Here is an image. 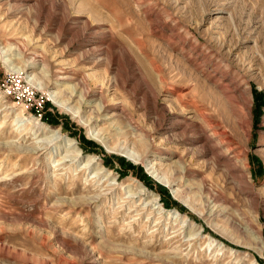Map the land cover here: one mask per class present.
Listing matches in <instances>:
<instances>
[{
  "label": "rangeland",
  "instance_id": "obj_1",
  "mask_svg": "<svg viewBox=\"0 0 264 264\" xmlns=\"http://www.w3.org/2000/svg\"><path fill=\"white\" fill-rule=\"evenodd\" d=\"M0 264H264V0H0Z\"/></svg>",
  "mask_w": 264,
  "mask_h": 264
},
{
  "label": "bare ground",
  "instance_id": "obj_2",
  "mask_svg": "<svg viewBox=\"0 0 264 264\" xmlns=\"http://www.w3.org/2000/svg\"><path fill=\"white\" fill-rule=\"evenodd\" d=\"M71 95H73L75 92H74V90L71 88ZM49 93V95H48V97H49V99L54 103V104H56V105H58V106H61L62 108H67V107H65L64 106V101L62 102V101H60V98H59V93L58 92H55V91H49L48 92ZM67 109H70V108H67ZM66 109V110H67ZM35 135H36V137H38V136H43L39 141L40 142H49V140H48V138H50L51 140L52 139H56V140H58V141H60V143H63L64 145H66V150H67V155L65 154L64 156H66V157H71V160H75L76 162H81V161H83L82 162V167H84V168H88V169H94V177H98V175H100V174H102L103 173V171H102V168L101 167H99L97 164H96V161L94 160V158H93V156L92 157H87V156H85L84 157V155H82L81 153H80V150H79V148L76 146V142H75V140H73V139H70V138H68V137H66V136H64V137H61L59 134L60 133H58V130H52V129H50L49 127L47 128H41V127H39L37 130H34V132H33ZM53 141V140H52ZM56 142V141H55ZM127 154V156L131 159H133L134 161H136V160H138L137 158H134V156L132 155V154H128V153H126ZM66 157H64V158H66ZM64 160V159H63ZM67 160V159H66ZM146 168V170L154 177V178H157V176L155 175V171L154 170H152L151 169V167H149V166H146L145 167ZM158 179V178H157ZM161 183H163V184H165V185H167V186H169V187H171V184H170V182L169 181H167V180H165V179H158ZM139 186L141 187V189H142V191L141 192H143V193H145L144 192V187L142 186V185H140L139 184ZM171 191H172V193H173V195L175 196V191H174V189L171 187ZM148 202V204H151V203H159V201H156V197H154V194L153 195H151V198L147 201ZM174 213L175 214H177V212H175L174 211Z\"/></svg>",
  "mask_w": 264,
  "mask_h": 264
},
{
  "label": "trees",
  "instance_id": "obj_3",
  "mask_svg": "<svg viewBox=\"0 0 264 264\" xmlns=\"http://www.w3.org/2000/svg\"><path fill=\"white\" fill-rule=\"evenodd\" d=\"M86 142L89 143V144H91V145L94 144V143L90 142L89 140H86ZM119 160H120L121 163H124V160L123 159H119ZM126 166L129 168L131 166V164L130 163L129 164H126ZM136 170H138V172L141 173L140 175H141V178H142L143 182L148 184V182H149L148 181L149 180L148 175H146V173L144 174L143 171L141 170V168H137ZM157 189H158V192L160 193V195H166V191H165L166 189L163 188V186L162 187H159ZM172 204L174 206H176L179 210H184L182 206H180L176 202L170 200V198H169V202H168V200L167 201H164V206H166V207H170Z\"/></svg>",
  "mask_w": 264,
  "mask_h": 264
},
{
  "label": "built area",
  "instance_id": "obj_4",
  "mask_svg": "<svg viewBox=\"0 0 264 264\" xmlns=\"http://www.w3.org/2000/svg\"><path fill=\"white\" fill-rule=\"evenodd\" d=\"M15 82L19 83L20 81L15 80ZM20 85V83L18 84ZM5 89H6V92L7 94L9 95H12L14 98L16 97L19 101V103H21L26 109H28L29 107H31V105H33V102L31 101L32 100V97H33V94L32 93H27L26 90H23V92H25V96L22 98L20 97V94L19 93H14L13 91H11L10 89L11 88H8L7 86H5ZM27 100V102H26Z\"/></svg>",
  "mask_w": 264,
  "mask_h": 264
}]
</instances>
